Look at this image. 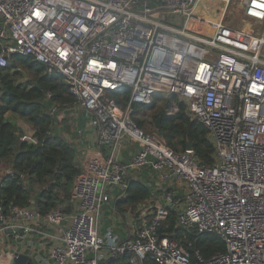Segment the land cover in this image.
Here are the masks:
<instances>
[{"label": "built area", "instance_id": "1", "mask_svg": "<svg viewBox=\"0 0 264 264\" xmlns=\"http://www.w3.org/2000/svg\"><path fill=\"white\" fill-rule=\"evenodd\" d=\"M232 7L245 27L226 23ZM0 46V68L32 56L89 112L73 210H0V259L108 264L130 252L131 264H264V0H0ZM125 87L124 106L112 93ZM157 93L177 95L205 125L212 165L138 125L133 105ZM130 177L152 193L124 212L115 202ZM113 198L118 219L104 226ZM171 211L178 226L219 234L225 251L193 260L162 229Z\"/></svg>", "mask_w": 264, "mask_h": 264}, {"label": "trees", "instance_id": "2", "mask_svg": "<svg viewBox=\"0 0 264 264\" xmlns=\"http://www.w3.org/2000/svg\"><path fill=\"white\" fill-rule=\"evenodd\" d=\"M22 72L28 76L24 81L20 80ZM130 92L125 87L114 91L112 96L125 106ZM78 104L64 77L49 76L32 56L12 54L9 65L0 68V210L4 213L33 202L43 214L53 209L73 210L72 188L82 170L79 160L82 137L78 130L85 129L89 120V112ZM174 106L178 108L170 112ZM11 112L32 127L35 141L21 138L24 131L6 119ZM133 112L141 128H148L147 132L157 134L176 151H184L191 145L202 165L214 163L215 147L207 128L191 118L186 103L177 95L157 93L150 105L134 104ZM149 114L151 118L147 120ZM151 193L147 180L130 177L125 197L115 205L124 212L135 211ZM176 217V212L171 211L162 229L177 239L193 260L208 259L225 251V242L219 234L178 226ZM130 257L127 252L109 259L108 264H131Z\"/></svg>", "mask_w": 264, "mask_h": 264}, {"label": "rangeland", "instance_id": "3", "mask_svg": "<svg viewBox=\"0 0 264 264\" xmlns=\"http://www.w3.org/2000/svg\"><path fill=\"white\" fill-rule=\"evenodd\" d=\"M210 5H207V6H204L202 9H201V12L204 13L208 10ZM232 9L234 10L232 14L234 15H231L230 17H228L226 19V23H228L230 26L234 27V28H243L245 27L246 25V20H244V17H243V13L236 7H232ZM262 30H263V27H261ZM261 30V31H262ZM257 35H259V31L256 32ZM22 77L20 76V80L24 81L25 79L28 78V76L25 74V72H22L21 73ZM27 76V77H26ZM73 115H74V111L72 112ZM141 115V114H140ZM151 115H147L146 116V119L149 120L151 117ZM25 121L21 122V125L22 124H25L24 123ZM146 131H149V129H145ZM25 131H29L28 130H25ZM30 135V134H29ZM134 146V144H133ZM1 170V169H0ZM133 173L136 174V175H142L143 178H145L147 176V170L145 168H140V167H136L133 169ZM136 170V171H135ZM35 190L38 189V186H35L34 187ZM182 192V191H181ZM113 203H114V198L109 202L107 203L104 208L106 209V214H107V218L105 221H104V226L108 225V224H115L116 220L118 219V215L116 213H114V210L112 208L113 206ZM109 215H113V217H108Z\"/></svg>", "mask_w": 264, "mask_h": 264}, {"label": "water", "instance_id": "4", "mask_svg": "<svg viewBox=\"0 0 264 264\" xmlns=\"http://www.w3.org/2000/svg\"><path fill=\"white\" fill-rule=\"evenodd\" d=\"M160 121L161 118L157 120L158 127H160ZM188 148H191V145H188ZM162 236V234H161ZM27 264H32V261L30 260L29 256L26 254H20L18 257L10 261V258L7 259H0V264H24L25 261H27Z\"/></svg>", "mask_w": 264, "mask_h": 264}, {"label": "crops", "instance_id": "5", "mask_svg": "<svg viewBox=\"0 0 264 264\" xmlns=\"http://www.w3.org/2000/svg\"><path fill=\"white\" fill-rule=\"evenodd\" d=\"M6 119L15 122L24 131L25 135L26 134H30V135L33 134V129L27 122H24L25 124L21 125V122H23L24 120H22L17 114L12 113V112L8 113L6 115ZM28 129H29V131H25V130H28Z\"/></svg>", "mask_w": 264, "mask_h": 264}]
</instances>
